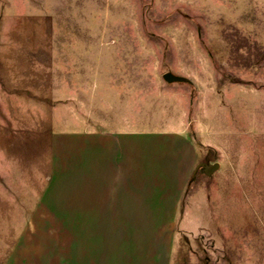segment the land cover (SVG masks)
Listing matches in <instances>:
<instances>
[{"label":"rangeland","instance_id":"374dc122","mask_svg":"<svg viewBox=\"0 0 264 264\" xmlns=\"http://www.w3.org/2000/svg\"><path fill=\"white\" fill-rule=\"evenodd\" d=\"M79 120L183 129L220 163L184 189L170 264H264V0H0V197L10 148Z\"/></svg>","mask_w":264,"mask_h":264},{"label":"crops","instance_id":"0c3cea01","mask_svg":"<svg viewBox=\"0 0 264 264\" xmlns=\"http://www.w3.org/2000/svg\"><path fill=\"white\" fill-rule=\"evenodd\" d=\"M124 122L79 120L36 155L10 148L18 166L14 193L0 197V264H170L193 142L183 129Z\"/></svg>","mask_w":264,"mask_h":264},{"label":"water","instance_id":"95a60500","mask_svg":"<svg viewBox=\"0 0 264 264\" xmlns=\"http://www.w3.org/2000/svg\"><path fill=\"white\" fill-rule=\"evenodd\" d=\"M163 80L166 83H182L187 82L185 78L182 76L174 75L170 72H166L162 75ZM219 168V163H206V162H200L196 165V167L193 170L191 179H194L196 176V173L200 170L205 176L210 177L213 173H215Z\"/></svg>","mask_w":264,"mask_h":264}]
</instances>
